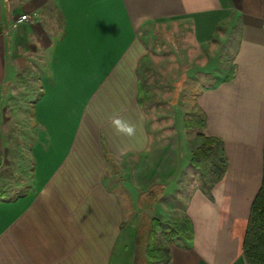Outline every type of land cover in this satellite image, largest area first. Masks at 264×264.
Listing matches in <instances>:
<instances>
[{
  "label": "crops",
  "instance_id": "1",
  "mask_svg": "<svg viewBox=\"0 0 264 264\" xmlns=\"http://www.w3.org/2000/svg\"><path fill=\"white\" fill-rule=\"evenodd\" d=\"M21 14L29 20L17 23ZM230 18L232 67L195 93L190 111L222 139L228 166L210 191L187 196L193 239L169 246L170 264H251L242 243L263 166L264 0H0V172L9 159L30 166L19 194L0 190V264H135L142 222L179 177L196 175L198 143H188L187 114L163 127L142 111L140 30L187 19L203 43ZM81 98L70 132L66 107ZM9 115L24 118L17 142ZM153 186L162 193L144 209Z\"/></svg>",
  "mask_w": 264,
  "mask_h": 264
},
{
  "label": "rangeland",
  "instance_id": "2",
  "mask_svg": "<svg viewBox=\"0 0 264 264\" xmlns=\"http://www.w3.org/2000/svg\"><path fill=\"white\" fill-rule=\"evenodd\" d=\"M231 23L230 18L217 24L212 37L203 43H198L195 40L191 24L187 19L151 22L141 28V36L144 37L147 46L146 62L145 65L143 63L141 65V84L143 91L146 92V102L142 93H140L139 99L144 113L147 109L158 124L166 127L175 112H178V115H186L194 109L193 98L195 93L217 80L216 77L226 74L232 67L231 61L237 41V31ZM21 101L23 100L13 103L11 107L6 100L3 101V106L6 103L7 108H13L17 105L19 109H25V105H19ZM84 103H86L85 99L81 98L79 105L77 101H74L71 107H66L68 114L66 127L70 132L77 125V114L82 111ZM65 104L70 105V100L62 102V105ZM20 119L23 120L24 118L10 117L9 115L5 119L7 123L5 125L11 130L9 135L15 142L21 140L20 134L16 131V125L21 124ZM15 132H17L16 136L14 135ZM38 134L39 132L35 138L37 137L40 141L41 138L39 139ZM12 151L18 153V150L14 151V148ZM7 163L9 164L7 165ZM7 163L8 172H0V190L5 189V191L3 190L5 194L14 196L22 191L15 186V182L18 180L24 182L30 166L27 167L26 161H23L21 166H17L15 160L12 159H9ZM196 175L193 173L180 175L181 177L175 182V189L170 191L164 200L155 205L151 214L148 215L149 218L159 220L157 228L160 232L163 230L166 221L178 219L185 215L183 212L187 196L195 187H201L198 173ZM147 220L142 225L144 226L142 230L146 231L156 227ZM143 235L144 231L141 232V238L138 240L139 256L145 252Z\"/></svg>",
  "mask_w": 264,
  "mask_h": 264
},
{
  "label": "trees",
  "instance_id": "3",
  "mask_svg": "<svg viewBox=\"0 0 264 264\" xmlns=\"http://www.w3.org/2000/svg\"><path fill=\"white\" fill-rule=\"evenodd\" d=\"M230 77L231 74L225 77V81ZM183 123L188 143L198 142L191 148L189 163L198 173L201 186L210 191L222 180L227 170L228 161L223 141L217 136L206 134L205 115L201 111L188 113ZM262 161L261 184L250 206L242 243L244 257L251 264H264V150ZM161 193V187H151L145 192L147 202L141 203V206L144 209L151 207ZM146 219L156 227L142 230ZM158 225L159 220L156 218L148 217L142 222L138 238H141V232L144 231L145 252L139 256L140 249H137L135 264H170L169 246L180 239L187 242L193 239V224L188 216L166 221L161 232L157 228Z\"/></svg>",
  "mask_w": 264,
  "mask_h": 264
},
{
  "label": "built area",
  "instance_id": "4",
  "mask_svg": "<svg viewBox=\"0 0 264 264\" xmlns=\"http://www.w3.org/2000/svg\"><path fill=\"white\" fill-rule=\"evenodd\" d=\"M29 20V16L27 14H21L16 18L17 23H21L23 21ZM264 26V25H263Z\"/></svg>",
  "mask_w": 264,
  "mask_h": 264
},
{
  "label": "clouds",
  "instance_id": "5",
  "mask_svg": "<svg viewBox=\"0 0 264 264\" xmlns=\"http://www.w3.org/2000/svg\"><path fill=\"white\" fill-rule=\"evenodd\" d=\"M116 123L119 125L120 124V122L119 121H116ZM129 131H130V129H129Z\"/></svg>",
  "mask_w": 264,
  "mask_h": 264
}]
</instances>
